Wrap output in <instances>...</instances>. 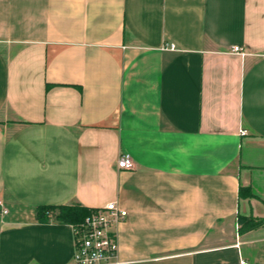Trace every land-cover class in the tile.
<instances>
[{"label":"crops","instance_id":"1","mask_svg":"<svg viewBox=\"0 0 264 264\" xmlns=\"http://www.w3.org/2000/svg\"><path fill=\"white\" fill-rule=\"evenodd\" d=\"M0 200V264H72L36 209L112 202L121 264H264V0H0Z\"/></svg>","mask_w":264,"mask_h":264},{"label":"built area","instance_id":"2","mask_svg":"<svg viewBox=\"0 0 264 264\" xmlns=\"http://www.w3.org/2000/svg\"><path fill=\"white\" fill-rule=\"evenodd\" d=\"M170 50H175L171 45ZM232 53L245 57L241 47H234ZM245 133V132H244ZM120 170L131 171L135 163L130 154L124 153L117 162ZM10 210L0 200V219L8 217ZM128 213L116 202L94 209L80 224L71 225L74 234V255L72 264H121L116 227L125 221ZM240 264H248L241 261Z\"/></svg>","mask_w":264,"mask_h":264},{"label":"trees","instance_id":"3","mask_svg":"<svg viewBox=\"0 0 264 264\" xmlns=\"http://www.w3.org/2000/svg\"><path fill=\"white\" fill-rule=\"evenodd\" d=\"M94 209L83 207L79 204L64 205V206H40L36 209V221L38 223H59L67 225H78L87 216H89ZM240 232L254 230L264 227L263 220H254L241 217L239 219Z\"/></svg>","mask_w":264,"mask_h":264}]
</instances>
